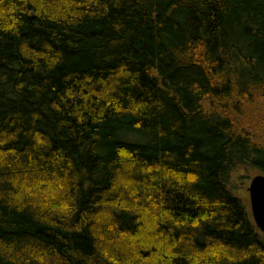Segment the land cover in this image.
I'll use <instances>...</instances> for the list:
<instances>
[{"label": "trees", "instance_id": "obj_1", "mask_svg": "<svg viewBox=\"0 0 264 264\" xmlns=\"http://www.w3.org/2000/svg\"><path fill=\"white\" fill-rule=\"evenodd\" d=\"M259 108L264 0H0V264H264Z\"/></svg>", "mask_w": 264, "mask_h": 264}, {"label": "rangeland", "instance_id": "obj_2", "mask_svg": "<svg viewBox=\"0 0 264 264\" xmlns=\"http://www.w3.org/2000/svg\"><path fill=\"white\" fill-rule=\"evenodd\" d=\"M252 113L250 117L247 115L244 120L247 133H250L252 140L256 143L264 145V109H258ZM258 171L253 169H247L245 171L238 170L235 173L231 174L230 177V189L233 191L235 197L241 200L244 203L247 213H250V202H249V193L247 187L250 182V178L258 175ZM261 232L257 231V235H260ZM264 236V235H262Z\"/></svg>", "mask_w": 264, "mask_h": 264}, {"label": "water", "instance_id": "obj_3", "mask_svg": "<svg viewBox=\"0 0 264 264\" xmlns=\"http://www.w3.org/2000/svg\"><path fill=\"white\" fill-rule=\"evenodd\" d=\"M247 187L249 193L250 213L253 224L262 235H264V175H258L250 178Z\"/></svg>", "mask_w": 264, "mask_h": 264}, {"label": "bare ground", "instance_id": "obj_4", "mask_svg": "<svg viewBox=\"0 0 264 264\" xmlns=\"http://www.w3.org/2000/svg\"><path fill=\"white\" fill-rule=\"evenodd\" d=\"M261 235V234H260Z\"/></svg>", "mask_w": 264, "mask_h": 264}]
</instances>
